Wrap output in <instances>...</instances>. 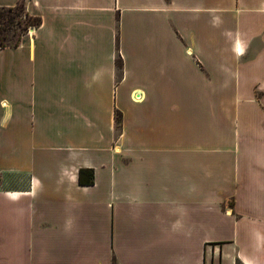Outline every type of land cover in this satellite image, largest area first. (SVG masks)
Here are the masks:
<instances>
[{
	"label": "crops",
	"instance_id": "crops-1",
	"mask_svg": "<svg viewBox=\"0 0 264 264\" xmlns=\"http://www.w3.org/2000/svg\"><path fill=\"white\" fill-rule=\"evenodd\" d=\"M26 9L0 49V264H264V0Z\"/></svg>",
	"mask_w": 264,
	"mask_h": 264
},
{
	"label": "trees",
	"instance_id": "trees-1",
	"mask_svg": "<svg viewBox=\"0 0 264 264\" xmlns=\"http://www.w3.org/2000/svg\"><path fill=\"white\" fill-rule=\"evenodd\" d=\"M24 16L34 18L36 24L34 27H39L41 18L31 16L26 9V0H22L15 7H0V49L7 46H18L25 34H21L22 20ZM29 28V26H28ZM28 30V29H27ZM121 114H117V122L121 124ZM79 183L82 185H90L94 183L93 169H80ZM113 264H118L116 261Z\"/></svg>",
	"mask_w": 264,
	"mask_h": 264
},
{
	"label": "rangeland",
	"instance_id": "rangeland-1",
	"mask_svg": "<svg viewBox=\"0 0 264 264\" xmlns=\"http://www.w3.org/2000/svg\"><path fill=\"white\" fill-rule=\"evenodd\" d=\"M22 20V31L20 32L21 34H26L27 33V29H28V26L29 27H34L33 24H36V20L34 18H31V17H27V16H24L21 18ZM36 28V26H35Z\"/></svg>",
	"mask_w": 264,
	"mask_h": 264
},
{
	"label": "built area",
	"instance_id": "built-area-1",
	"mask_svg": "<svg viewBox=\"0 0 264 264\" xmlns=\"http://www.w3.org/2000/svg\"><path fill=\"white\" fill-rule=\"evenodd\" d=\"M36 28L35 27H29L27 30V34H33L35 32Z\"/></svg>",
	"mask_w": 264,
	"mask_h": 264
}]
</instances>
